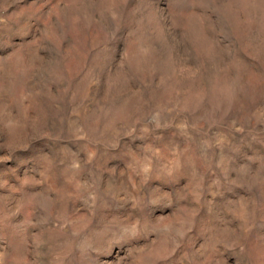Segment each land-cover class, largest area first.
<instances>
[{
  "label": "rangeland",
  "instance_id": "rangeland-1",
  "mask_svg": "<svg viewBox=\"0 0 264 264\" xmlns=\"http://www.w3.org/2000/svg\"><path fill=\"white\" fill-rule=\"evenodd\" d=\"M0 264H264V0H0Z\"/></svg>",
  "mask_w": 264,
  "mask_h": 264
}]
</instances>
